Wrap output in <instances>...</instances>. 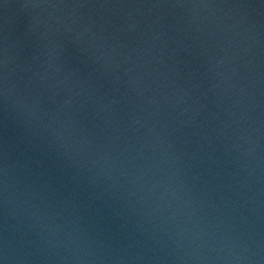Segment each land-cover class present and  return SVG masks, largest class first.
Here are the masks:
<instances>
[{
  "label": "water",
  "instance_id": "obj_1",
  "mask_svg": "<svg viewBox=\"0 0 264 264\" xmlns=\"http://www.w3.org/2000/svg\"><path fill=\"white\" fill-rule=\"evenodd\" d=\"M0 264H264V0H0Z\"/></svg>",
  "mask_w": 264,
  "mask_h": 264
}]
</instances>
